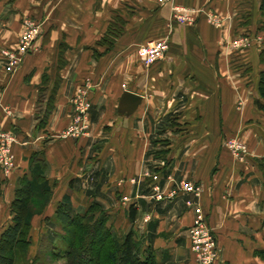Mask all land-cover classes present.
<instances>
[{"label":"crops","instance_id":"crops-1","mask_svg":"<svg viewBox=\"0 0 264 264\" xmlns=\"http://www.w3.org/2000/svg\"><path fill=\"white\" fill-rule=\"evenodd\" d=\"M179 5L192 21L170 20ZM260 19L259 0H0V49L17 48L24 21L38 26L15 68L0 55V130L14 137L0 230L33 157L52 191L31 218L30 248L67 193L77 211L98 201L118 240L131 233L135 253L151 250L159 264H193V206L213 235L215 264H264ZM159 41L162 56L141 64L137 48ZM87 86L86 128L64 135L71 98ZM124 90L140 96L129 115L116 110ZM231 136L247 145L240 159L223 146ZM186 181L197 196L175 190Z\"/></svg>","mask_w":264,"mask_h":264},{"label":"trees","instance_id":"trees-1","mask_svg":"<svg viewBox=\"0 0 264 264\" xmlns=\"http://www.w3.org/2000/svg\"><path fill=\"white\" fill-rule=\"evenodd\" d=\"M259 11L261 19L257 29L264 31V0H259ZM262 45L259 60L263 68L258 74L256 104L264 113V40ZM43 117L41 115L40 124ZM32 159L29 173L19 177L12 190L8 204L10 217L0 230V264H14L15 254L26 252L30 244L31 218L45 207L52 191V185L43 175V160ZM2 182L0 177V194ZM51 219L60 228L59 243L64 246L52 248L50 254L53 259L63 258V264H159L151 250H143L140 256L135 253L131 233L116 239L107 224L106 212L95 200L89 201L84 210L76 211L69 195L64 193L57 201Z\"/></svg>","mask_w":264,"mask_h":264},{"label":"built area","instance_id":"built-area-1","mask_svg":"<svg viewBox=\"0 0 264 264\" xmlns=\"http://www.w3.org/2000/svg\"><path fill=\"white\" fill-rule=\"evenodd\" d=\"M182 10L184 12L187 11L185 9ZM37 33V24H34L32 21H24V28L17 40V48L0 49V55L4 58L3 65L5 69L11 70L19 64L22 56L27 52V50L30 49L32 39ZM164 49L165 44L163 41L147 42L137 48V59L141 64L149 66L157 58L162 56ZM86 90H88V86L87 89L78 88L76 95L71 98L74 115L72 122L65 128L62 134L77 135L86 128V112L89 107V102L86 97ZM12 141L13 137L9 132L0 130V171L3 174L8 173L13 167V156L10 148ZM238 149L243 152L245 151L244 148ZM238 149L236 147L232 149V154L236 158H238L239 154ZM242 153L240 152L241 155ZM152 189L156 192L157 198L161 197V192H159L157 186H154ZM175 190H186L192 192L196 196L199 193V187L189 181L180 182ZM169 194H173V191H171ZM193 212V219L187 228L189 247L193 252V264H215L216 258H218V249L215 247L211 230L204 221L200 208L193 206Z\"/></svg>","mask_w":264,"mask_h":264},{"label":"rangeland","instance_id":"rangeland-1","mask_svg":"<svg viewBox=\"0 0 264 264\" xmlns=\"http://www.w3.org/2000/svg\"><path fill=\"white\" fill-rule=\"evenodd\" d=\"M156 2L161 5V4L164 3V0H156ZM186 8L187 7H183V6H180V5L178 7L177 6H172L170 8V11H171V19L170 20H172L173 23H178V24H183V23H187V22L192 21V19L189 16V13H188L189 10H187L188 8L187 9ZM182 9H185L187 11L184 12ZM238 47H240V46L235 44V48H238ZM64 130H65V128L63 129V131ZM13 139H14V137H13ZM13 141H12V143H13ZM223 146L225 148H227L231 154H232V149L234 147H236L237 149L238 148H244L245 149L244 152L240 151V149H238V151H239L238 158L239 159L242 158L243 154L246 153V151H247V145L240 137L231 136V137L225 138L223 140ZM240 152L241 153L243 152L242 155L240 154ZM12 156H13V164L12 165L14 166V155H13V152H12ZM232 156H233V154H232ZM12 168L6 174H3L0 171L1 179H5L6 177H8V175L10 174ZM1 191H2V188H1ZM100 206L105 211V209L102 207L101 204H100ZM46 227H47V230L44 232L45 234H41L40 233L39 235L35 236V238H36L35 241L37 243L36 248L34 249V248H30L28 246L29 249L27 248V250H26V252L24 254L16 253L15 254L14 264H63V262H64L63 258L53 259L51 257V254H50L52 248L53 249L54 248L55 249H62L63 246H64L63 244L59 243L58 234L60 233V228L56 224V222L53 221V219H49L46 222L45 228ZM110 229H111L112 234L114 235V237L116 239H118V237L116 236V233L113 232L111 226H110ZM93 239H94V237L92 238V240ZM193 263H194V260H193Z\"/></svg>","mask_w":264,"mask_h":264},{"label":"water","instance_id":"water-1","mask_svg":"<svg viewBox=\"0 0 264 264\" xmlns=\"http://www.w3.org/2000/svg\"><path fill=\"white\" fill-rule=\"evenodd\" d=\"M140 102V96L130 91H122L117 100L116 110L129 115Z\"/></svg>","mask_w":264,"mask_h":264}]
</instances>
